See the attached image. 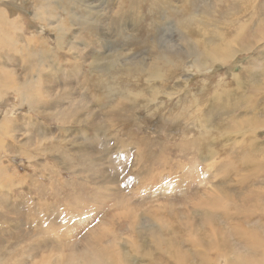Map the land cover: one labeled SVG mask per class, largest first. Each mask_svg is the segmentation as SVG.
<instances>
[{
	"label": "rangeland",
	"instance_id": "1",
	"mask_svg": "<svg viewBox=\"0 0 264 264\" xmlns=\"http://www.w3.org/2000/svg\"><path fill=\"white\" fill-rule=\"evenodd\" d=\"M81 1H86L83 9L68 7L65 11L56 2L46 7L47 15L57 20L50 24L41 13L33 12L34 0H0L13 41L8 52L0 49V264L12 262L13 255L14 261H20L17 264H107L109 257L114 263L125 255L129 256L128 264H153L163 251L158 242L144 234L143 227L158 229L161 218L177 225L184 220L177 217L185 214L183 209L206 199L204 192L216 179L206 167L212 154L229 157L223 174L230 170L231 177L227 182L222 180L221 187L235 205L210 214L206 224V229L212 230L208 232L212 233L210 239L200 230L203 216L201 220L197 213L191 214L197 222L194 231L182 232L184 244L189 243L187 247L202 259L194 264H226L225 254L232 249L218 238L219 232L231 228L242 236H236V242L242 241L243 248L263 258L264 127L255 132L256 150L245 153L234 151L231 140L227 142L225 134L221 135V126L250 117L249 123L260 127L264 101L258 104V97L248 94L246 106L232 115L228 111L232 106L226 99H218L216 93L228 87L235 91L233 72L247 74L243 90L248 93L264 86V29L262 37L253 31V27L264 24V0H250L249 7L236 14L231 5L197 0L210 9L220 8L216 20L223 21L221 31L230 41L237 25L249 23L253 29L230 42L231 62L220 66L212 63L208 70L190 67L196 56L184 52L179 24L172 17L166 20L168 13L160 10L159 19L164 23L159 49L165 55L191 57L188 70L179 68L177 75H169L163 82L157 78L148 81L140 70V79L133 70L124 76L115 72L138 60L145 62L147 71L152 70L153 53L146 50L153 47L147 49L143 40L155 20L146 10L153 0H134L135 17L121 16L130 0ZM168 2V6L181 10L182 0ZM66 3L63 0L64 6ZM72 14L78 17L71 18ZM87 14L93 16L88 21L83 19ZM231 17L237 23H231ZM132 18L145 21L140 24ZM120 19L127 22L122 25ZM182 20L196 22V17L184 16ZM33 33L38 37L30 38L45 41L43 49L25 46ZM57 35L63 38L59 40ZM204 42L208 43L201 40ZM61 45L63 48L50 51L57 58L47 67L41 61L43 52ZM93 64L102 75L92 73ZM184 85L188 86L186 91ZM171 87L176 89L173 97L167 94ZM132 92L138 94L136 102ZM153 93L157 95L153 97ZM198 105L204 108L195 113L201 110L196 109ZM213 124L219 129L211 128ZM206 130L214 138L207 139ZM249 130L245 126L236 131ZM229 163L235 166L231 168ZM248 178L242 193L229 187ZM243 219L255 221L251 238L240 230ZM171 229L179 227L164 225L162 233L170 236ZM201 239L211 241H205L207 252L202 251ZM151 250L153 257L147 254ZM172 264H176L174 260Z\"/></svg>",
	"mask_w": 264,
	"mask_h": 264
},
{
	"label": "bare ground",
	"instance_id": "2",
	"mask_svg": "<svg viewBox=\"0 0 264 264\" xmlns=\"http://www.w3.org/2000/svg\"><path fill=\"white\" fill-rule=\"evenodd\" d=\"M145 1H148V0H142L140 2H145ZM149 1H151V0H149ZM249 1L250 0H214V3L217 2V5H220V6H221V4H225L227 6L231 5L230 7L236 8V10H235V14H236V12L243 13V11H244L243 8L249 7V3H248ZM55 2L59 5V8H62L65 11L67 10L68 7H71V9L72 8H74V9L82 8L83 9L85 6V3H86V1L82 2L81 0H66L67 3H66V6H64L63 0H34V3L36 5H35V9L33 10V12L36 10L37 13H41L40 16H44L46 19H49L48 21L50 24L53 22L57 23L56 17L50 16V17H53V19L50 20V17L47 15L48 11L45 10L46 7H49L50 5H52ZM133 2H134V0H130L128 7L122 11L121 16H123L125 13L128 16L135 17L133 15V12H134L133 10H136L137 8ZM168 4H169L168 0H166V1L165 0H153V3L150 4V6L146 9L148 14L152 15L151 19H155V20H152L151 25L147 29V36L143 40V43L145 42L147 44V49L148 48L150 49L153 47L152 51L146 50L147 54H149V52L151 54L153 53L154 65H153L152 70L147 71L145 62L143 60H138L135 63L127 62L124 65L123 69L122 70L120 69V72L115 71V72H117V75L124 76V74H126V72L133 70L131 72L138 75L139 78H137V79H140V77L142 76V73H143L144 75H147L146 79L148 81L151 79H156V78H157L156 80L160 81L162 79L168 78L169 75H174L175 73H177V70L179 68H181L182 70H188L189 69L188 63L190 62L188 60H190L191 57H195V56H196V61L191 60L190 67H197L199 69L205 68L208 70L211 68L212 63L214 64V66L215 65L220 66V65H226L229 62H231L234 58H228V56H232L230 42H236V40L239 39V37H244L246 35V33L250 31V29L251 30L254 29L253 31L255 33H257L258 35H260V37H262V29H264V24H263V26L259 24L258 27L256 26V27H253V29H252V28H250L249 23H248V25L241 23L240 25H237L236 34L234 36H232V41H230L229 37H227L226 33H224L225 31L224 32L221 31V28H222L221 22H223V21H221L220 22L221 24H220L218 21L219 19L216 20L218 18V16L220 15V12H221L219 10L220 8L210 9V6L201 5V4H199V1H197V0H182L181 7L179 8L181 10H176L172 7L174 5L168 6ZM138 7L142 9L144 6L142 7L139 3ZM160 10H162L164 13H168L164 17L166 20H168L167 19L168 17H172V19H175L176 22L179 24L181 31L183 33V37H184L183 42H184L185 48L183 50H184V52L188 51L187 53H190V56H191L190 58L187 55L171 56V55H167V53L165 55V51L159 49V45H160L158 42V40L160 38L159 34H160V29L164 23L163 20L159 19V17H161V15H159ZM254 13H255V11L253 9V14ZM142 14H143V12H142ZM6 15H7V12L5 10H2L0 12V49L1 50L3 49L4 52H8L11 49V46L13 44L12 38L10 37L9 32H8L9 31V22L5 18ZM192 15L194 17H196V22H193V21H190V22L188 21V23L183 22L182 19L184 16H192ZM70 17L76 19V17H78V16L72 14ZM91 17H93V16L88 15L86 17L84 16L83 19H86L88 21ZM235 17H231L229 19V21L231 23H232V21H235L237 23V19H235ZM256 17H257V15H256ZM222 19H223V17H222ZM131 20L138 21L140 24L145 21L144 18H132ZM261 20L263 21V18ZM76 21L77 20H75L73 22H76ZM227 21H228V19H227ZM120 22L123 25L127 22V20L126 19H120ZM212 22H213V24H212ZM92 24H94V22ZM56 29L61 33L64 32V28L61 29L59 26H57ZM35 36L38 37V35L35 33L28 36V39L27 40L25 39L26 40L25 46L29 47V48L34 47L35 49H38V50L43 49L46 46L45 41H43L41 38L40 39L30 38V37H35ZM57 37L59 40L63 38V36H61V35H57ZM201 40L202 41H208V43L204 42L202 44ZM94 42H97V41H93V43ZM196 44L199 46L200 49L198 47L194 46ZM253 44H254V42H253ZM59 48H63V45L51 47L49 50L43 52L42 55L44 58H41V61L45 62L47 67H51L53 65L51 63L56 62V59L54 57L57 58L56 53L52 54V52H50V51L53 49H59ZM126 49L130 50V51H134V52L136 51V50H133L131 48H126ZM168 54H170V53H168ZM200 54H201V56H200ZM158 61H159V63H157ZM93 68H94V71L91 68V71H93L92 73H94V74L98 73V74L102 75L101 71L100 72L97 71V65L96 66L94 65ZM139 70L142 73L141 72L139 73ZM263 70H264V67H263ZM103 73L105 74V72H103ZM232 74L234 75V79L237 83L235 88L232 87L233 90H235V91L232 92L231 88L228 87V88H222L220 92L217 91L218 93H216L218 99H226L225 101H227L226 102L227 105L232 106L231 109L228 110L232 113V115H234V113H236V112L239 113L240 109L242 107L246 106L247 100H245V99L247 97H245V96H247L248 94H254L255 95L254 97L257 96L258 97V102H257L258 104H259L260 100L264 101V86H260L258 88H253L248 93V92H246L245 89L243 90V88H244L243 83L246 82L243 79L246 77L247 74H244L243 72H233ZM175 75H177V74H175ZM24 80L26 82V79H24ZM262 80H264V76H263ZM222 81L223 80H220L218 85L222 84ZM40 82H41V80H40ZM162 82H163V80H162ZM187 87L188 86L184 85L183 90L186 91ZM175 90L176 89L174 87H171L170 88L171 92L170 91L169 92L166 91V92L168 95H170V96L172 95V97H173L174 96L173 93H176ZM206 92L207 91H205V93ZM132 95H134L135 97L138 96V94L133 93V92H132ZM156 95H157L156 93H153V97ZM137 98L138 97L135 98V100H134L135 102L137 101L136 100ZM252 99H254V98H252ZM126 100H128L127 97L124 98V101H126ZM250 106L254 107L253 102L251 103ZM263 106H262V111H261L263 113L262 116H264V107ZM116 107H118V106H116ZM199 108L201 110H196L195 113L202 111L204 107L201 108L200 105H198L196 109H199ZM228 108H230V107H228ZM201 113H203V112H201ZM190 115H192L191 111H190ZM6 119L8 120L9 117H7ZM250 119H251L250 117L241 118L237 124L235 123L234 120H232L231 124L228 125L227 127L221 126L224 128L223 133L221 135L225 134L224 139L227 142L231 140V145H232V148L234 149V151L235 150H238V151L244 150L245 153H247L248 151L252 150L255 145L258 144L257 143L258 140L256 139L255 132L259 128L264 127V125L262 126V123H264V122H262L261 124L259 123L260 127H257L256 125L252 126V122L249 123ZM195 122L200 127V123L197 119H195ZM245 126L249 127L251 130H249L245 133L244 132L238 133L236 131L237 129H242ZM211 128L219 129L218 126H215V124H213ZM206 138L207 139L214 138L209 134L208 130H206ZM194 143L196 145L198 144L197 142H194ZM210 144H212V142ZM250 155H252V154H250ZM217 156H219V155L218 154H212L210 157V163L209 164L207 163V166H206L207 169L211 170L212 176L214 174L216 179L214 180V184L204 192V195L206 197L205 200L203 198L202 201L200 200L199 202H196L194 205L191 206L190 209H186L187 207L185 209H183L185 214L182 216H177V217L179 219H184V220L181 223H177V225H173L172 221L165 222L166 219L161 218V219H158V222L160 224L158 229H156L155 227H152L151 229L143 227L144 234L149 235V238L152 237L151 241H153V239H154L156 242H158L159 245L161 246V250L163 251V252L158 253L156 255V261L153 264H172L173 260L176 264H194V263H198V262L202 261V259L200 258L199 254L197 252H195L194 250H191L187 247L189 245V243L184 244V237H183L182 232L194 231L195 229H193V228L195 227L196 222H197L196 219L191 218V214H193L195 216V213H197L200 216L201 220H202V216H203L202 226L205 230L201 226H200V230L202 231L203 234L207 233V235H208L209 234L208 232L212 231L211 229H206V224H207V221L210 219V214H216L220 210H226L229 208V206L234 208V206H233V205H235L234 200L228 201V194H226L225 189H223L221 187L222 180H225V182H227L226 180H228L231 177L229 175V174H231L230 170L226 173V175L223 174L225 169H226L225 163L227 161H229V157H226L225 159H223L222 156H220L219 158H217ZM254 159H257V158L254 157ZM240 160H241V158H240ZM256 161H258V159ZM230 162H231V160H230ZM233 163H232V165H233ZM240 164H242V163H240ZM229 165L231 166V168L235 166V165L232 166L230 163H229ZM236 167H238V166H236ZM233 170H234V168H233ZM2 171H3V168L0 166V172H2ZM250 179L251 178H248L247 180L244 179L241 183H239L240 185L239 184L230 185L229 187L231 188V190H233V189L239 190V193H242L241 191L243 189H245L242 187V184L245 185L243 182H246V181L249 182ZM3 184H4V182L1 183V185H3ZM243 194H246V192H243ZM262 197L264 198V189L262 191ZM241 207H243V204L241 205ZM261 211L264 212V209ZM173 212H175V209L173 210ZM199 213H201V215ZM213 219H214V217H213ZM215 219H217V217ZM169 224L170 225L172 224V226H169ZM262 224H264V222ZM164 225H166L167 228H169V227H171V228L175 227L176 228V226H178L179 230L171 229V230H173V232L170 234V236H168L167 234L162 233L163 232L162 229H163ZM199 225H200V222H199ZM241 225H242V228H240V230L246 232L249 235L248 238H251V236H250L252 233L251 231H253V227L256 226L255 221L251 222V221H248L246 219L245 220L243 219V221L241 222ZM156 230H159L160 234H157ZM168 231L170 232V230H168ZM263 231H264V227H263ZM211 235H212V233L208 235L209 239L211 238ZM236 236H238L236 229L229 228L225 232H219V238H218L219 241L223 245H226L227 247H231V249H232V251L228 255L225 254L226 260H224V262L226 264H233V263L234 264H264V259H263L264 257L263 258L262 257L260 258L258 256L256 257L257 253L255 254L254 251H249L248 249L243 248L242 247V241L241 242L235 241ZM238 237L242 238V236H238ZM243 238H245V237H243ZM171 240L173 243L171 242ZM130 241H131V239H130ZM163 241L165 244L163 243ZM205 241L207 243L211 242L210 240L208 241V240H203V239H201V241H199V244L203 248V250H202L203 252L208 251V248H205ZM228 244L230 246H228ZM256 244H258V242H256ZM162 245H163V247H162ZM158 248H159V246H158ZM1 250L2 249H0V252H1ZM147 252H148L147 253L148 255L153 257L152 256L153 255L152 250L150 252L149 251H147ZM16 257H17V255H16ZM128 258H129L128 255L123 256L122 259H118V257H117V259L113 263L112 261L110 262V257H109L106 263L107 264H128L129 263V261L127 260ZM229 258H231V259L233 258V260H229ZM13 259H14V255L12 256V262H9L6 264H17L20 262V261L19 262L14 261ZM207 260H208V256H207ZM8 261H10V260H8ZM4 262H7V261L2 260V263H4ZM49 264H51V263H49ZM55 264H64V261H63V263H55Z\"/></svg>",
	"mask_w": 264,
	"mask_h": 264
},
{
	"label": "flooded vegetation",
	"instance_id": "3",
	"mask_svg": "<svg viewBox=\"0 0 264 264\" xmlns=\"http://www.w3.org/2000/svg\"><path fill=\"white\" fill-rule=\"evenodd\" d=\"M130 51V50H129Z\"/></svg>",
	"mask_w": 264,
	"mask_h": 264
}]
</instances>
